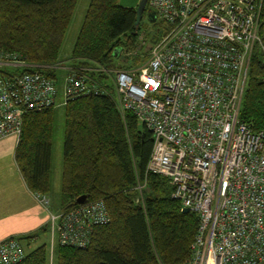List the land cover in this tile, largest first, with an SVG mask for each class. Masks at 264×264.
<instances>
[{"label": "built area", "instance_id": "2783aa9c", "mask_svg": "<svg viewBox=\"0 0 264 264\" xmlns=\"http://www.w3.org/2000/svg\"><path fill=\"white\" fill-rule=\"evenodd\" d=\"M149 7L162 36L145 64L113 72L118 109L154 136L148 173L168 179L173 199L199 218L187 264H263L264 132L240 117L256 51L264 70V0H150ZM28 68L0 52V142H18L28 113L57 104L59 82ZM59 70L67 72L64 105L104 93L88 70ZM36 198L49 215L51 264L56 239L86 248L94 228L110 223L103 201L54 214L48 197ZM23 244L1 240L0 264L21 263Z\"/></svg>", "mask_w": 264, "mask_h": 264}, {"label": "trees", "instance_id": "16d2710c", "mask_svg": "<svg viewBox=\"0 0 264 264\" xmlns=\"http://www.w3.org/2000/svg\"><path fill=\"white\" fill-rule=\"evenodd\" d=\"M78 2L0 0V52L28 65L24 73L59 82L67 74L59 70L60 56ZM153 26L160 31L159 22ZM141 32L136 9L120 6V0H91L69 68L88 70L85 74L104 93L63 104L60 212L80 208L78 199L88 197L86 205L106 204L110 223L94 228L86 248L57 244L53 264H187L192 258L199 218L183 213L168 179L148 173L154 136L133 114L121 113L116 102L113 72L122 65L127 70L140 67L142 56L149 59L151 51L144 47L141 56L128 57L142 46ZM152 34L146 36L151 46ZM263 77L256 51L240 117L256 132H264ZM55 108L28 113L16 141L15 161L28 190L46 197L51 192ZM140 186H145L142 192ZM44 236H50L49 227L19 239L31 245ZM19 264H51L49 243L26 251Z\"/></svg>", "mask_w": 264, "mask_h": 264}, {"label": "rangeland", "instance_id": "374dc122", "mask_svg": "<svg viewBox=\"0 0 264 264\" xmlns=\"http://www.w3.org/2000/svg\"><path fill=\"white\" fill-rule=\"evenodd\" d=\"M143 0H120V6L127 8V9H138L141 5ZM91 4V0H79L77 9L74 14V18L72 20L71 26L68 30V33L65 37L62 52H61V69H69L70 66V59L72 57L73 49L75 46V43L77 41L79 32L82 28V25L85 20V16L87 14V11L89 9V6ZM264 22V20H263ZM142 23V32H141V41L142 46L138 48L136 52L129 55L131 56H141V50L142 47H144V51L148 52L151 51L152 47L151 43L147 41V38L149 35L154 31V26L149 22L148 17H145L141 21ZM148 35V37H146ZM156 36V35H155ZM261 37L263 40L264 45V29L261 32ZM150 55V54H149ZM143 61H145L144 57L142 56ZM148 58L145 62H147ZM140 62V66L142 63ZM123 66V65H122ZM122 66L119 67L118 70L126 71L127 69H122ZM65 76L59 80L58 84V92L59 96L57 97V104L55 108V122H54V134H53V155H52V170L50 174V183H51V192L49 194V200L55 202V208L53 204L51 203V212L54 214H57L60 212V192H61V184H62V175H63V165H64V141H65V115H64V107L63 104L65 103ZM114 85V83H112ZM115 92L117 94V89L115 88ZM0 145L3 147H8L9 151H7V154H11L13 150H10L11 148H16V139L10 138L7 140H4L0 142ZM15 151V150H14ZM13 151V152H14ZM2 158H0L1 160ZM12 160L10 159H3V161H0V169L3 168V171H0V179H4L8 176L7 174V164H12ZM8 165V166H9ZM14 177V175H12ZM47 241L50 245L51 238L50 236H44L41 239H39L37 242H33L31 245H27L24 243V247L26 251H30L32 249H35L39 245H41L43 242ZM57 239H56V245H57ZM264 264V263H263Z\"/></svg>", "mask_w": 264, "mask_h": 264}, {"label": "crops", "instance_id": "0c3cea01", "mask_svg": "<svg viewBox=\"0 0 264 264\" xmlns=\"http://www.w3.org/2000/svg\"><path fill=\"white\" fill-rule=\"evenodd\" d=\"M10 150L16 151V148ZM7 151H9L8 147L0 145V158H2L0 161L10 159L13 162L7 164L8 176L0 179V241L10 237L35 235L47 228L49 223L48 213L39 203L36 195L28 190L20 174L15 161V151L6 155ZM0 171H3V168ZM51 203L55 208V202L51 201Z\"/></svg>", "mask_w": 264, "mask_h": 264}, {"label": "water", "instance_id": "95a60500", "mask_svg": "<svg viewBox=\"0 0 264 264\" xmlns=\"http://www.w3.org/2000/svg\"><path fill=\"white\" fill-rule=\"evenodd\" d=\"M150 0H143L141 5L139 6V8L136 10L137 13V25L141 24L142 19L144 18V15L146 14L147 11V7L149 4ZM147 17L149 19V22L152 25H155L158 22V16L157 13L154 11H149L147 12ZM162 36V33H159L157 36H155L153 38L152 44L155 45L158 41V39ZM88 203V197H82L80 199H78V201L76 202V205L78 206H84ZM184 214H189L190 211L188 209H184L183 210Z\"/></svg>", "mask_w": 264, "mask_h": 264}, {"label": "flooded vegetation", "instance_id": "af4514ba", "mask_svg": "<svg viewBox=\"0 0 264 264\" xmlns=\"http://www.w3.org/2000/svg\"><path fill=\"white\" fill-rule=\"evenodd\" d=\"M147 12H149V11H146V16H147ZM156 32H158V29H156L155 27H154V31L152 32L153 34H152V36H155L156 35Z\"/></svg>", "mask_w": 264, "mask_h": 264}]
</instances>
